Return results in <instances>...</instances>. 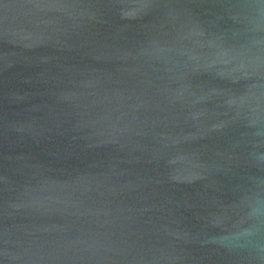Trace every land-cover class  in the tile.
<instances>
[{"label":"water","instance_id":"obj_1","mask_svg":"<svg viewBox=\"0 0 264 264\" xmlns=\"http://www.w3.org/2000/svg\"><path fill=\"white\" fill-rule=\"evenodd\" d=\"M0 264H264V0H0Z\"/></svg>","mask_w":264,"mask_h":264}]
</instances>
